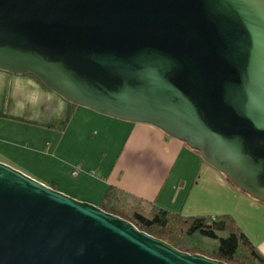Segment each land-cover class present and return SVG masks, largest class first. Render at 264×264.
I'll return each mask as SVG.
<instances>
[{
  "label": "water",
  "instance_id": "95a60500",
  "mask_svg": "<svg viewBox=\"0 0 264 264\" xmlns=\"http://www.w3.org/2000/svg\"><path fill=\"white\" fill-rule=\"evenodd\" d=\"M0 69L162 129L264 202V0H0ZM0 264H228L0 161Z\"/></svg>",
  "mask_w": 264,
  "mask_h": 264
},
{
  "label": "crops",
  "instance_id": "0c3cea01",
  "mask_svg": "<svg viewBox=\"0 0 264 264\" xmlns=\"http://www.w3.org/2000/svg\"><path fill=\"white\" fill-rule=\"evenodd\" d=\"M94 114L101 113L73 104L29 73L0 69V161L32 155L36 172L64 174L71 195L96 205L114 185L188 216L231 214L264 254V202L239 191L183 140L149 123L101 114L126 130L113 148L115 137L109 144L86 124Z\"/></svg>",
  "mask_w": 264,
  "mask_h": 264
},
{
  "label": "trees",
  "instance_id": "16d2710c",
  "mask_svg": "<svg viewBox=\"0 0 264 264\" xmlns=\"http://www.w3.org/2000/svg\"><path fill=\"white\" fill-rule=\"evenodd\" d=\"M98 206L179 250L200 253L228 264H264V254L231 214L188 216L150 205L114 185L107 188Z\"/></svg>",
  "mask_w": 264,
  "mask_h": 264
},
{
  "label": "rangeland",
  "instance_id": "374dc122",
  "mask_svg": "<svg viewBox=\"0 0 264 264\" xmlns=\"http://www.w3.org/2000/svg\"><path fill=\"white\" fill-rule=\"evenodd\" d=\"M100 115L101 114H99V116H97L96 114H94V116H90V115L88 116L87 115V117H89V118H86L88 121H85V122H87L86 123L87 125L89 123V125L91 126V130H93V131L97 130L99 137L107 140L109 142V144H112V140L115 137L114 144H112L113 145L112 147L115 148L117 146V144H119V142L123 140V137L126 133V130L120 129L121 132H119V129L117 128L116 125L111 124L110 122H108L107 120L104 119V117H108V116H102V115L100 116ZM39 142L40 141H38L36 139V143L38 145H39ZM34 160H35L34 156L25 155L24 157L18 158L14 164L7 163V162H4V163L26 173L27 175L41 181L44 184L53 185L57 190L64 192L65 194H68V195H70V196H72L78 200L85 201V200L79 199V198L71 195V192H73V191L68 186H71L73 184L71 183V179L69 177H66L64 174L61 175V177H59L58 173H56V172H53V173H51V172H49V173L48 172H46V173L45 172H42V173L36 172V170L34 169V165H35ZM1 162H3V161H1ZM235 187L237 189H239L237 186H235ZM239 191H242V190L239 189ZM248 195H250V194L248 193ZM251 197L256 199L257 201L263 202V201L255 198L253 196H251ZM87 202H89V201H87ZM90 203H92V202H90ZM92 204H94V203H92Z\"/></svg>",
  "mask_w": 264,
  "mask_h": 264
},
{
  "label": "built area",
  "instance_id": "2783aa9c",
  "mask_svg": "<svg viewBox=\"0 0 264 264\" xmlns=\"http://www.w3.org/2000/svg\"><path fill=\"white\" fill-rule=\"evenodd\" d=\"M72 173L75 174L76 173V170H74Z\"/></svg>",
  "mask_w": 264,
  "mask_h": 264
}]
</instances>
